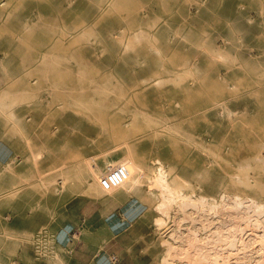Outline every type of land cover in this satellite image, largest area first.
<instances>
[{
  "label": "rangeland",
  "instance_id": "1",
  "mask_svg": "<svg viewBox=\"0 0 264 264\" xmlns=\"http://www.w3.org/2000/svg\"><path fill=\"white\" fill-rule=\"evenodd\" d=\"M160 173L214 223L264 205V0H0L3 259L60 264L89 206L145 264H195L161 235ZM255 241L232 264H264Z\"/></svg>",
  "mask_w": 264,
  "mask_h": 264
},
{
  "label": "bare ground",
  "instance_id": "2",
  "mask_svg": "<svg viewBox=\"0 0 264 264\" xmlns=\"http://www.w3.org/2000/svg\"><path fill=\"white\" fill-rule=\"evenodd\" d=\"M60 183L66 185L65 182L56 183L55 189L57 191L60 190ZM153 185L156 189L160 190L161 196L163 198L161 205H159L158 207V210H160V212L163 210L162 207L166 205V202L175 203L181 201L179 209L174 215L176 216L177 214V216L173 219V216L168 217V214L167 217L169 218V220H171V222L167 224V222H164V220H162L161 225L159 224V226L162 228L161 235L163 236V239H167L170 241L169 244L171 245H168L170 247L168 248V250L170 252L173 251V254H175V251H178V253H180V256L181 254L182 256L185 255L186 258L188 256L189 260L191 259V262H195V264H232L233 261L231 262V256L234 255L236 247L241 250L240 252H242L238 254H243V252L249 249V247L254 244V242H257L255 241L256 238L260 240L261 244H264V205L255 202L253 199L233 198L225 200L222 206L225 212L221 211V213L223 212V214L227 215L228 220L221 221V219L217 217L215 221L217 222V220H219V222L218 224H215L216 222L214 223L213 221H211L210 215H217L219 213H217L218 211H215V213L213 214L210 213L211 210H214V206L210 207V209L208 210H205V196H201L197 201L183 196L181 193L176 192L171 188L166 176L162 173H160L153 180ZM189 207L194 208L193 210L196 209L195 211L197 213L201 212L199 213V217L202 218V221L199 226H191L189 224L183 226L179 222L181 221V216H179L178 214L182 212L183 215L187 216L188 212L186 211V209ZM167 212L168 211H166L165 209L163 210L164 214H167ZM185 216H183L182 218L184 219ZM190 218L191 217H189V219ZM194 222L195 219L190 220V223ZM212 225H214L213 228H211ZM244 226L245 228H256V226H258V228H263V235H259L256 231L257 234L254 237H251L249 239V242L247 243L244 240L245 238H243L242 240L241 237L243 231L247 230L244 228ZM251 233L253 235V232ZM165 243L167 244V242ZM240 243L241 246L239 248L238 244ZM182 256L180 258L181 261H183ZM241 263H243V261H241Z\"/></svg>",
  "mask_w": 264,
  "mask_h": 264
},
{
  "label": "crops",
  "instance_id": "3",
  "mask_svg": "<svg viewBox=\"0 0 264 264\" xmlns=\"http://www.w3.org/2000/svg\"><path fill=\"white\" fill-rule=\"evenodd\" d=\"M92 207H82L79 211L78 220L82 225H75L71 231V238L66 243L65 248H69L70 253L62 255L59 262L63 264H145L144 259L135 251L126 252L122 243L116 238L105 241L107 231L100 227L99 223L92 218ZM7 224V223H5ZM4 222L0 219V235L3 234ZM12 229L14 225H11ZM85 226V227H83ZM13 232V230H11ZM73 234V235H72ZM8 264L0 255V264ZM33 264H51L50 259L43 260L42 263L33 259L29 260ZM60 263V264H61ZM10 264H22L19 256L12 257Z\"/></svg>",
  "mask_w": 264,
  "mask_h": 264
}]
</instances>
